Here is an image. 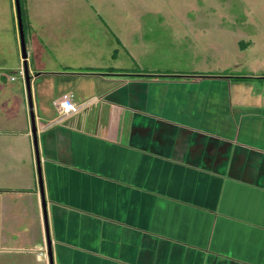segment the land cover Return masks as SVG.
I'll list each match as a JSON object with an SVG mask.
<instances>
[{"label":"crops","instance_id":"1","mask_svg":"<svg viewBox=\"0 0 264 264\" xmlns=\"http://www.w3.org/2000/svg\"><path fill=\"white\" fill-rule=\"evenodd\" d=\"M41 48L39 60L54 64ZM15 53L22 66L18 45ZM42 62L27 68L43 199L25 81L10 88L14 106L0 104V213L18 206L12 218L26 220L14 235L0 219V264H47L43 203L54 264H264L263 94L238 84L227 105L188 109L179 94H151L146 78L157 89L207 78ZM9 64L0 78L15 83L19 64ZM216 75L208 79L217 90L232 79ZM64 94L76 112L63 114Z\"/></svg>","mask_w":264,"mask_h":264},{"label":"rangeland","instance_id":"2","mask_svg":"<svg viewBox=\"0 0 264 264\" xmlns=\"http://www.w3.org/2000/svg\"><path fill=\"white\" fill-rule=\"evenodd\" d=\"M10 5L9 0H0V65L12 63L9 65L18 67L20 57L17 58L15 46L18 45L21 55L20 40L17 25L13 30L11 12L15 8ZM21 10L25 15L23 28L29 68L43 61L55 70L142 75L152 72L207 78L200 83L195 78L176 80L177 84L158 89L154 78H146L151 94H155L154 90L162 97L175 98L179 94L183 107L188 109L191 105H199L201 109L202 105L217 102L227 105L224 96L233 94L238 84L254 95H264V0H23ZM41 45L48 49L54 64L46 63L45 58L39 60ZM23 64L20 62V70H12L15 83L0 78V92L7 86L9 94L3 98L0 93L2 106L7 102L15 105L12 86H17V90L21 85L24 89ZM216 74L232 79L218 80L221 85L217 90L210 84L214 81L208 79ZM130 80H134L132 84L147 82ZM121 121L118 119V123ZM17 207L9 215L0 213L3 226L6 217L11 220L8 225L14 235L19 229L23 232L26 225V220L12 218L18 213ZM7 233L10 230L3 235ZM46 257L45 250L43 258L49 264ZM6 260L12 262L16 257Z\"/></svg>","mask_w":264,"mask_h":264},{"label":"water","instance_id":"3","mask_svg":"<svg viewBox=\"0 0 264 264\" xmlns=\"http://www.w3.org/2000/svg\"><path fill=\"white\" fill-rule=\"evenodd\" d=\"M14 3V10H15V15H16V22H17V27H18V35H19V40H20V51H21V59L24 62V81L26 85V92H27V101H28V109L30 113V124H31V134L33 138V144H34V149L35 153L37 156V165H38V175H39V184H40V194L44 196L43 193V186H42V176L40 172V158H39V151H38V144H37V129H36V124H35V118L33 114V106L31 102V88H30V75L28 72L27 68V50H26V45H25V36H24V28H23V19H22V10H21V3L20 0H13ZM43 208V213H44V224H45V229H46V247H47V258L49 260V264H54L53 261V252H52V245H51V239L49 236V232L47 231L48 225H47V212L45 208V203L42 205Z\"/></svg>","mask_w":264,"mask_h":264},{"label":"built area","instance_id":"4","mask_svg":"<svg viewBox=\"0 0 264 264\" xmlns=\"http://www.w3.org/2000/svg\"><path fill=\"white\" fill-rule=\"evenodd\" d=\"M21 73H23V71H21ZM72 97H73L72 95L64 94L60 99L59 106L63 114L76 112V107L72 101Z\"/></svg>","mask_w":264,"mask_h":264},{"label":"trees","instance_id":"5","mask_svg":"<svg viewBox=\"0 0 264 264\" xmlns=\"http://www.w3.org/2000/svg\"><path fill=\"white\" fill-rule=\"evenodd\" d=\"M10 2H11V4H12V6H11V8L12 7H14V3H13V0H9ZM22 2H23V0H20V3H21V8H22ZM12 13V12H11ZM25 15H24V17H23V10H22V19H23V26H24V21H25ZM29 25H30V23H29ZM14 27V26H13ZM14 29V28H13ZM144 74H146L147 75V73H144ZM142 77H146V76H143L142 75ZM154 77V76H153ZM235 79H247V78H235Z\"/></svg>","mask_w":264,"mask_h":264},{"label":"clouds","instance_id":"6","mask_svg":"<svg viewBox=\"0 0 264 264\" xmlns=\"http://www.w3.org/2000/svg\"><path fill=\"white\" fill-rule=\"evenodd\" d=\"M15 20H16V16H15ZM16 24H17V22H16Z\"/></svg>","mask_w":264,"mask_h":264}]
</instances>
